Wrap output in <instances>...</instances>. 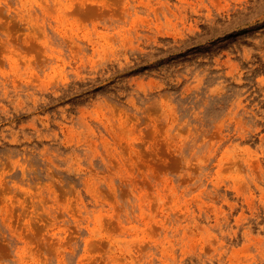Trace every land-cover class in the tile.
<instances>
[{"label": "rangeland", "instance_id": "1", "mask_svg": "<svg viewBox=\"0 0 264 264\" xmlns=\"http://www.w3.org/2000/svg\"><path fill=\"white\" fill-rule=\"evenodd\" d=\"M0 264H264V0H0Z\"/></svg>", "mask_w": 264, "mask_h": 264}]
</instances>
